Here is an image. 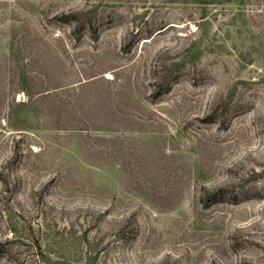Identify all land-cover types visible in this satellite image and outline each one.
<instances>
[{
    "label": "rangeland",
    "instance_id": "1",
    "mask_svg": "<svg viewBox=\"0 0 264 264\" xmlns=\"http://www.w3.org/2000/svg\"><path fill=\"white\" fill-rule=\"evenodd\" d=\"M0 264H264V0H0Z\"/></svg>",
    "mask_w": 264,
    "mask_h": 264
}]
</instances>
